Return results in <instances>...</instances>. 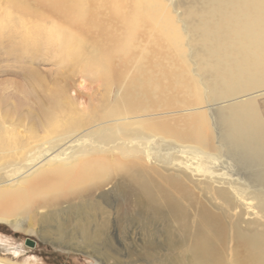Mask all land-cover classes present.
<instances>
[{"label":"bare ground","instance_id":"6f19581e","mask_svg":"<svg viewBox=\"0 0 264 264\" xmlns=\"http://www.w3.org/2000/svg\"><path fill=\"white\" fill-rule=\"evenodd\" d=\"M188 1L191 6L183 16L192 36L186 38L177 29L178 21H171L174 28L161 24L158 7L151 0H0V44L5 39L20 38L16 44L26 55L48 51L66 63L79 61L77 67L83 73L106 87L114 82L121 85L122 78L133 71L125 87L118 90L115 103L96 110L87 122H82L81 116L80 123L72 127L73 133L40 150L38 154L47 161L65 153L62 165L71 163L69 168H62L56 182L45 187L46 192L40 193L35 186L39 184L35 174L32 181L25 183L32 187L22 185L21 191H0V221L17 215L36 196L105 171L106 158L89 159L103 151L99 146L77 145L84 138L124 149L127 145L118 146L116 142L139 138L140 132L133 129L136 123L158 130L147 118L140 119L147 111L174 105L181 110L199 109L203 102H209V106L220 107L221 141L242 177L228 179L219 174L206 182H195L204 197L197 209V220L167 194L162 205L133 167L126 171L127 182L136 186L154 214L176 223L178 233L170 225L166 227L167 255L159 264H264V115L257 101L264 96V0ZM187 47L193 51L190 56L186 54ZM191 59L198 62L193 65ZM204 76L208 78L210 101L204 99L202 83L196 81ZM33 90L22 91L28 103H36L38 93L34 95ZM5 91L8 89H0V109L13 100V96L4 97ZM46 100L51 102L47 108L46 102L37 103L40 112L48 121L58 118L51 110L58 108L59 102ZM81 124L90 131L85 132ZM167 131L188 137L199 146L211 138L206 118L198 113L185 119L184 128H162V132ZM20 142L18 135L0 121V153L17 151ZM45 159L38 165L46 163ZM79 161L84 162L81 167ZM51 169L57 171L55 167ZM16 179L13 176L11 180ZM170 183L181 200H189L191 192L181 178L171 177ZM250 209L261 219L244 222Z\"/></svg>","mask_w":264,"mask_h":264},{"label":"rangeland","instance_id":"374dc122","mask_svg":"<svg viewBox=\"0 0 264 264\" xmlns=\"http://www.w3.org/2000/svg\"><path fill=\"white\" fill-rule=\"evenodd\" d=\"M151 2L158 7L161 24L166 23L172 28L171 21H178L177 29L182 35L186 38L192 36L188 20L183 16L191 6L188 0ZM19 41L20 38L15 41L5 39L0 44V89H8L4 97L9 99L13 96L11 104L1 105L0 121L22 140L17 151L0 153V191H21L22 185L32 187L25 183L32 181L35 174V182L39 183L35 186L43 193L46 192L45 187L61 177L62 168H69L71 163L62 165L65 153H53L51 155H56L48 161L38 153L47 143L73 133L72 127L80 123L83 116L82 122H87V117L96 110H103L107 103H115L118 90L125 87L133 71L122 78L121 85L114 82L106 87L93 76L83 73L77 67L79 61L66 63L58 54L54 56V52L48 51L29 56L17 46ZM186 54H193L190 47L186 48ZM191 60L193 65L198 62ZM193 65L190 64V69ZM53 79H56L55 83ZM196 81L202 83L200 89L204 90V99L210 101L208 78L204 76L196 78ZM30 89H34V95L38 93L36 103H28L22 94L23 90ZM47 98L59 102V109L51 110L57 119L48 121L40 112V101L46 102L45 108L49 107ZM257 101L264 115V96ZM208 103L203 102L199 109L185 107L181 110L174 105L147 111L140 119L147 118L158 130H148L136 123L133 129L140 132L139 138L116 142L118 146L127 145L124 149L117 150L113 145L92 143L90 137L84 138L77 145L99 146L103 151L94 153L89 159L96 156L106 158L108 168L82 179L78 184L36 196L33 198L35 201L17 215L9 217L8 221H0V264L164 263L167 255L164 252L166 227L170 225L178 233L176 223L152 212L150 203L137 193L136 186L128 184L126 171L133 167L138 176H143L162 205L164 194H167L178 200L197 220V209L204 197L195 182H206L219 174L228 179L242 177L221 141L220 107L209 106ZM196 113L204 115L211 133L210 140L202 146L188 137L162 132V128H184L185 119ZM81 125L86 127L85 132L90 131L88 126ZM3 133L10 140L11 136L5 130ZM33 151H37V155ZM43 159L46 163L39 166ZM82 163L79 161L78 166ZM54 167L57 171L51 169ZM30 169L32 173L26 172ZM13 176L17 178L14 181L11 180ZM171 177L181 178L186 184L191 192L189 200L180 199L176 187L170 183ZM254 218L261 219L256 211L250 209V215L244 222ZM27 240L33 241L34 246L30 247Z\"/></svg>","mask_w":264,"mask_h":264},{"label":"water","instance_id":"95a60500","mask_svg":"<svg viewBox=\"0 0 264 264\" xmlns=\"http://www.w3.org/2000/svg\"><path fill=\"white\" fill-rule=\"evenodd\" d=\"M27 244L30 245V247H33L34 246V242L31 241V240H27Z\"/></svg>","mask_w":264,"mask_h":264}]
</instances>
